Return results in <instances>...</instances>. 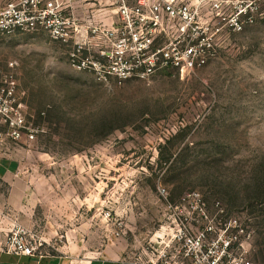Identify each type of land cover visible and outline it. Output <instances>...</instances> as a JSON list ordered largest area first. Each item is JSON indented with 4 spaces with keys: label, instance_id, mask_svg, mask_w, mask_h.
<instances>
[{
    "label": "rangeland",
    "instance_id": "374dc122",
    "mask_svg": "<svg viewBox=\"0 0 264 264\" xmlns=\"http://www.w3.org/2000/svg\"><path fill=\"white\" fill-rule=\"evenodd\" d=\"M82 3L66 14L88 32L77 56L95 59L112 46L103 30L124 23L115 0ZM202 14L215 57L145 77L78 69L74 41L45 31L0 36V245L20 231L36 254L180 264V215L190 231L237 220L244 232L229 233L264 264V0ZM183 37L171 30L153 46ZM17 113L23 126L10 124ZM190 191L208 217L175 209Z\"/></svg>",
    "mask_w": 264,
    "mask_h": 264
},
{
    "label": "built area",
    "instance_id": "2783aa9c",
    "mask_svg": "<svg viewBox=\"0 0 264 264\" xmlns=\"http://www.w3.org/2000/svg\"><path fill=\"white\" fill-rule=\"evenodd\" d=\"M127 1L115 0L118 3L116 14L124 25L116 30H103L112 46L109 49L99 48L95 59L77 56L76 52L80 53L87 48L88 32L85 30L87 34L83 33L78 19L66 14L69 5L65 0L8 2L0 8V36L45 31L56 40H73L76 49L72 53V65L78 69H94L104 80L110 75L121 78L133 74L145 77L162 68L194 70L215 57L216 43L208 35L202 7L209 3L220 8L224 0H132L131 5ZM242 13L244 17L251 16L247 9L239 12ZM235 25L238 30L242 28L239 22ZM97 30L93 29V32ZM171 30L184 37L170 41L163 47L153 46L158 36L167 35ZM10 120L14 127L23 126V117L19 113ZM29 136L34 138L33 130ZM160 191L162 194L167 193L164 187ZM189 203H192L191 206L187 205ZM201 204V194L190 191L181 197V203L175 209L180 211L187 208L189 212L200 210L204 217H208ZM175 221L178 225L175 238L178 244H182L177 252L182 257L180 264H252L240 250L245 241L238 234L229 233L232 226L238 232H244L237 220L225 223L219 231L213 226L190 231L180 215L175 217ZM18 233L6 245H0V250L35 255V244L27 238L18 237ZM209 233H214V236L209 237Z\"/></svg>",
    "mask_w": 264,
    "mask_h": 264
},
{
    "label": "crops",
    "instance_id": "0c3cea01",
    "mask_svg": "<svg viewBox=\"0 0 264 264\" xmlns=\"http://www.w3.org/2000/svg\"><path fill=\"white\" fill-rule=\"evenodd\" d=\"M9 1H13V0H0V8L3 7L5 4H7ZM65 1L68 3L69 7L72 8L71 10L75 12V7H76L75 4L78 2V0H65ZM80 1L81 2L83 1L84 5L87 7V5L89 4H100L103 0H95V2H91L94 0H80ZM95 10L96 11L93 13L95 14V16L103 15L101 9H95ZM89 15L90 14L86 12L85 17ZM82 32L86 34L85 31ZM0 264H119V263L105 256L94 257L91 259L76 258L68 254H61V255L35 254L33 256H29V255L10 253L7 252L6 250H0Z\"/></svg>",
    "mask_w": 264,
    "mask_h": 264
}]
</instances>
